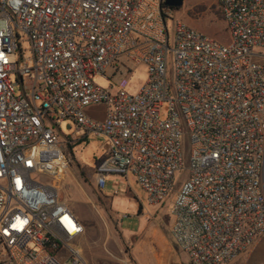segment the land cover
I'll return each mask as SVG.
<instances>
[{
    "label": "built area",
    "instance_id": "built-area-1",
    "mask_svg": "<svg viewBox=\"0 0 264 264\" xmlns=\"http://www.w3.org/2000/svg\"><path fill=\"white\" fill-rule=\"evenodd\" d=\"M218 4L227 44L165 0H0V264H86L72 247L83 226L58 193L65 120L107 141L98 191L133 175L160 206L187 173L170 235L189 264H229L264 234V0ZM138 65L147 80L130 95Z\"/></svg>",
    "mask_w": 264,
    "mask_h": 264
},
{
    "label": "rangeland",
    "instance_id": "rangeland-1",
    "mask_svg": "<svg viewBox=\"0 0 264 264\" xmlns=\"http://www.w3.org/2000/svg\"><path fill=\"white\" fill-rule=\"evenodd\" d=\"M219 0H183L179 8L173 9V17L219 43L227 44L229 34L218 4ZM24 58L30 56L29 43L25 37L20 42ZM169 74V71H168ZM147 80V68L138 65L133 70L127 92L137 94ZM95 83L107 88L111 84L102 78ZM112 93L116 89L113 88ZM168 104L160 108V119L167 117ZM86 113L103 120L105 108L94 106ZM59 138L68 141L64 153L68 168L59 177L58 193L83 226V233L72 247L86 264H189L187 257L177 248L169 231L174 222L171 207L187 173L175 175L174 191L160 206H150L145 192L136 184L133 175H108L104 189L98 191L95 171L104 157L107 145L105 138L77 131L71 120L56 127ZM181 151L183 166L188 164L189 137L182 129ZM106 195V196H105ZM91 196V200L88 198ZM112 211H109V210ZM160 214L168 218L165 226ZM162 215V216H164ZM229 264H264V234L250 249Z\"/></svg>",
    "mask_w": 264,
    "mask_h": 264
},
{
    "label": "water",
    "instance_id": "water-1",
    "mask_svg": "<svg viewBox=\"0 0 264 264\" xmlns=\"http://www.w3.org/2000/svg\"><path fill=\"white\" fill-rule=\"evenodd\" d=\"M183 3V0H165V5L171 9L179 8Z\"/></svg>",
    "mask_w": 264,
    "mask_h": 264
},
{
    "label": "crops",
    "instance_id": "crops-1",
    "mask_svg": "<svg viewBox=\"0 0 264 264\" xmlns=\"http://www.w3.org/2000/svg\"><path fill=\"white\" fill-rule=\"evenodd\" d=\"M105 149H106V146H105L104 150ZM88 198L91 200V196H88ZM157 210H158V213L160 214V211H163L164 209H157ZM109 211H112V210L110 209ZM162 215H164V214H162V213L160 214V217H161L160 221H162V223H164V225L167 226L168 225V218L165 215L164 216H162ZM169 233H170V231H169Z\"/></svg>",
    "mask_w": 264,
    "mask_h": 264
}]
</instances>
